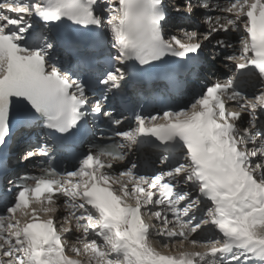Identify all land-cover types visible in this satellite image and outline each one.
I'll return each instance as SVG.
<instances>
[{"label": "snow or ice", "instance_id": "6c2138e0", "mask_svg": "<svg viewBox=\"0 0 264 264\" xmlns=\"http://www.w3.org/2000/svg\"><path fill=\"white\" fill-rule=\"evenodd\" d=\"M3 180L0 264H264V0H0Z\"/></svg>", "mask_w": 264, "mask_h": 264}, {"label": "bare ground", "instance_id": "6f19581e", "mask_svg": "<svg viewBox=\"0 0 264 264\" xmlns=\"http://www.w3.org/2000/svg\"><path fill=\"white\" fill-rule=\"evenodd\" d=\"M174 16V15H173ZM175 17V16H174ZM197 17V16H196ZM177 20V22H180V25L181 26H183V28H186L187 30H189V31H191V30H194V29H196L197 27H199V26H196V23H194V21L192 20H190L189 22H188V24L187 25H184V19H180V18H177V17H175ZM192 19H194V18H192ZM170 26V25H169ZM177 28H179V26L177 27ZM201 30H203V28L204 27H199ZM217 66H219V65H217ZM201 82H203V80H200V81H198V83H201ZM18 160L20 161V159L18 158ZM13 165H18L19 167L21 166L20 164H17V163H15L14 162V164ZM152 165H155V168H161V165L159 164V161H156V162H153V164ZM20 168H22V167H20ZM150 222V221H149ZM201 238H203V237H201ZM157 246V245H156Z\"/></svg>", "mask_w": 264, "mask_h": 264}, {"label": "rangeland", "instance_id": "374dc122", "mask_svg": "<svg viewBox=\"0 0 264 264\" xmlns=\"http://www.w3.org/2000/svg\"><path fill=\"white\" fill-rule=\"evenodd\" d=\"M174 29H175V28H172L171 31L173 32ZM173 33H174V32H173ZM157 247H159V245H157Z\"/></svg>", "mask_w": 264, "mask_h": 264}]
</instances>
